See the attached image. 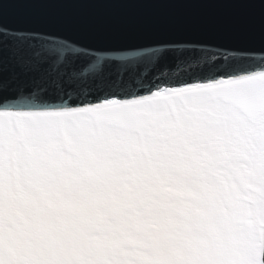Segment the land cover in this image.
I'll list each match as a JSON object with an SVG mask.
<instances>
[{
  "label": "snow or ice",
  "instance_id": "snow-or-ice-1",
  "mask_svg": "<svg viewBox=\"0 0 264 264\" xmlns=\"http://www.w3.org/2000/svg\"><path fill=\"white\" fill-rule=\"evenodd\" d=\"M0 264H264V0H0Z\"/></svg>",
  "mask_w": 264,
  "mask_h": 264
},
{
  "label": "water",
  "instance_id": "water-1",
  "mask_svg": "<svg viewBox=\"0 0 264 264\" xmlns=\"http://www.w3.org/2000/svg\"><path fill=\"white\" fill-rule=\"evenodd\" d=\"M6 22L15 23L18 20L17 14L14 11H8L5 15Z\"/></svg>",
  "mask_w": 264,
  "mask_h": 264
}]
</instances>
